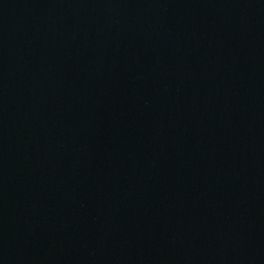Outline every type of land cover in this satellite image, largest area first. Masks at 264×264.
<instances>
[{
	"label": "water",
	"instance_id": "obj_1",
	"mask_svg": "<svg viewBox=\"0 0 264 264\" xmlns=\"http://www.w3.org/2000/svg\"><path fill=\"white\" fill-rule=\"evenodd\" d=\"M0 264H264V0H0Z\"/></svg>",
	"mask_w": 264,
	"mask_h": 264
}]
</instances>
